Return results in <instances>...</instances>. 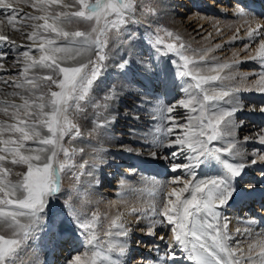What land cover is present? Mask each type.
I'll return each instance as SVG.
<instances>
[{"label":"snow or ice","instance_id":"6c2138e0","mask_svg":"<svg viewBox=\"0 0 264 264\" xmlns=\"http://www.w3.org/2000/svg\"><path fill=\"white\" fill-rule=\"evenodd\" d=\"M18 2L0 0V25L6 21L5 27L31 42L13 61L12 67L19 69L18 74L0 81L13 88L8 96L21 101L0 102L3 104L0 113L7 118L0 120V264H17L18 254L38 227L55 235L66 222L73 223L63 209H57L54 201L61 193V175L72 172L73 178L79 180L88 166L87 161L77 165L74 159L84 153V148L75 147V142L82 140L78 119L87 118L91 106L96 117L92 121L93 131L106 129L113 122L109 102L117 99L125 86L108 87L102 80L103 69L110 59V36L118 38L124 34L131 42L134 33L129 27L135 22L137 12L145 16L156 14L153 0H32V7L40 15H21L15 7ZM234 15L245 18L248 23L249 14L244 7L237 5ZM74 23L89 27L69 30ZM24 28L31 31L25 33ZM246 36L249 41L260 38L257 54L250 59H258L264 68V24H257L254 29L249 27ZM0 43L15 45L7 34H0ZM149 43L157 52L163 49L164 54L174 53L183 62L177 75L194 81L196 91L185 89L186 98L157 108L165 123L156 129V146L165 150L164 159L171 164L172 172L183 170L186 175L183 179L173 177V184L182 182L183 186H173L159 205L154 203L149 209L132 208L129 213L136 218L137 227L146 221L141 230L150 236L155 237L161 225L169 226L172 233L171 242L154 244L155 255L144 256L142 264L149 261L151 264H180L181 261L185 264H264V232L257 234L258 238L249 244L245 255L239 242L231 243L233 237L222 211L238 197L252 194L251 190L240 187L239 178L248 167L264 163V155L239 150L237 124L233 119L238 109L218 106L233 104L241 91L224 83L236 79L234 76L221 75L233 64L214 63L211 70L215 75H203L209 67L208 53L213 49L198 54L197 60L187 54L178 35L159 26L150 33ZM248 48L249 44H245L244 50ZM7 59L8 51L0 49V69ZM61 60L71 64L62 65ZM131 66L132 61L124 57L117 65L123 75H127ZM145 71L154 70L148 65ZM135 84L134 79L127 82L129 88ZM255 84L264 92V72ZM97 90L103 96L93 99ZM177 108L187 110L186 123H181L174 114ZM247 142L245 137L244 144ZM260 142L264 144V134L260 135ZM153 156L158 158V153ZM205 164L218 166L219 174L197 178L196 170ZM15 167L26 170L14 172ZM261 174L264 177V169ZM120 183L123 187L126 181ZM65 203L68 212L75 215L73 204ZM99 219L97 212L91 218L77 216L75 226L86 234L89 250L72 255L66 264H122L120 258L129 251V230L123 215L110 218L104 232L107 240L103 243L97 235ZM105 219L109 218L105 216ZM159 239L163 242L167 234Z\"/></svg>","mask_w":264,"mask_h":264},{"label":"bare ground","instance_id":"6f19581e","mask_svg":"<svg viewBox=\"0 0 264 264\" xmlns=\"http://www.w3.org/2000/svg\"><path fill=\"white\" fill-rule=\"evenodd\" d=\"M156 2L160 11L171 17L176 32L186 36L188 41L194 44L195 47L193 49L199 47L201 51L202 48L200 47H204V50H202L203 53L208 49H213L210 55L211 53H215L217 57L225 55V52L222 51L225 49L224 45L228 41H247L246 32L248 28L251 27L254 29L257 24H264V19H259L249 12H247L249 14L247 17L248 23H245V18L234 15L237 5H239V0H156ZM15 7L21 15L27 13L34 15L42 14L36 12L32 7V0H28L27 3L24 0H19ZM142 17L141 14H136L135 21L137 25L139 27L141 25L146 30L147 35L154 32V27L144 22L145 20H141ZM39 23H42V21ZM5 25L6 21L4 25H0V29H3V32H0V34L9 35L15 41V45L0 43V49L8 51L9 54V59L3 61L4 68L0 69V81L8 80L10 77H14V74H18L19 69L12 67L13 61L16 59L18 52L25 50L31 44L25 36H21L20 33L5 27ZM74 25L75 23L70 25L69 30H72ZM228 30H232L230 36L227 34ZM22 31L27 33L31 29L24 28ZM259 39L251 47V57L257 54ZM198 42L200 44L195 45ZM120 43L123 50L126 51L127 49L124 45L128 41L124 39ZM21 45L24 47H18ZM131 45V51H133L131 56L126 55V52L123 53V51L116 52V49L109 47L111 53L109 54L110 59L107 63L109 68L115 69L113 71V81L105 76L102 77V80L108 87H111V83L113 84L114 81H118L117 88L122 84L125 85L118 92L117 99L109 102L110 118L113 119V122L106 129H103V137L101 135L99 138L88 139L84 136L82 140L75 142V147L84 148L83 155H77L74 158L77 165L87 161L88 166L84 170L85 174L80 176L79 180H75L73 173L70 172V176L64 179L61 193L58 195V202L65 208L64 212L70 216L73 223L66 222L59 233L52 237L53 240L48 243L49 246H43L44 248H42V245L46 241L48 233L43 232V227H38L32 233L28 245L25 244L20 254H18L17 264H66V261L70 258V255L65 258L66 250L69 253L72 252L73 255L88 251L89 248L85 238L86 234L75 226L74 221L77 216L81 219L86 217L91 218L93 212L100 214L97 235L102 243L107 240L104 232L109 227L110 218L120 214L123 215L124 222L129 230V236L127 237L129 251L125 257L120 258L122 264L124 261L127 264H142L144 256L155 255L151 252L154 244H169L171 242L172 233L169 226H158L157 235L153 237L148 235L146 230H141L144 228L146 221H141L140 226L137 227L136 218L129 214L132 208L149 209L154 203L159 205L163 200L164 194L169 192L173 186L178 188L183 186L182 182L173 184V177L180 176L183 179L186 175L183 170L178 171L179 175L177 174L178 172H172L171 164L168 160L164 159L165 150L154 144L153 134L155 132V135L158 136L156 129L165 122L160 118L161 124L156 127L157 123L155 120L158 121L159 112L157 111L156 113V111H153L155 109L154 97L148 93L149 88L144 91L140 87L145 88L149 84V86H153V92L158 95L160 90L159 85L162 84L163 94L166 93L169 97L177 94L175 100L171 99V103L165 105L169 106L175 104L180 99L186 98L187 93L185 89L195 92V82L188 77L181 78L177 75L180 65L183 62L174 53L168 54L169 61L165 67H161V69L159 68L154 72L158 73V75L155 74L154 77H150V74L147 75L145 73L146 71L134 62V59L143 58L146 55V50L137 43H132ZM216 45H221V47L216 48ZM196 50L198 52L197 48ZM33 54L38 56V53ZM121 57L130 59L131 61L133 60L131 70L127 73L130 77L129 81L134 79L136 82L133 87L129 88L127 86L125 77L123 78L120 74L122 70L117 67ZM195 59L197 58L195 57ZM227 59L228 61L232 59L231 62L236 65L240 61L248 60L247 57L242 56ZM173 60L176 61L175 64L172 63ZM256 60L259 62L258 59ZM228 61L223 58L221 61L216 62L229 63ZM61 63L62 65L71 64V61L61 60ZM208 65L209 67L203 71L206 74L211 71L212 64ZM243 72L244 70L241 71V74ZM247 80L241 79L239 81L243 86L239 83L240 86L238 87L241 91L236 94L237 100L234 101L233 106H229V104H227L228 106L223 104V106L236 107L238 109L233 119L237 124L236 139L240 146L239 150H246L249 154L258 152V154L264 155V149L262 153H260V150L253 149L254 143H257L256 139L260 140L258 138H260L261 134H264V112L261 111L264 108V92L259 91L258 87H248L247 83H251V79L249 81ZM216 86L219 87V82ZM0 89L3 90L0 92V102L5 100L16 103L21 102L18 98L7 95V93L13 91L10 85L0 82ZM94 93L100 98L103 95V92L99 90ZM2 106L3 104L0 103V107ZM174 114L177 115L180 121L183 120L184 123L188 113L184 108H177ZM6 119L0 113V120ZM145 135L146 138H144ZM245 137L248 138L246 145L244 144ZM5 138H7V134H5ZM129 148H132L133 151L129 152ZM153 153H158V158L153 156ZM169 159H171L170 156ZM162 166H169V169H165ZM17 169L22 168L18 167ZM262 169H264V163H258L246 169L243 176L239 178V184L241 188L251 190L252 194L238 197L222 210L224 216L227 218L228 231L233 237L231 243L235 245L239 242L240 248L245 255H247L249 244L254 243L255 239L258 238L257 234L264 232V223L256 222L251 211L252 206H250L252 204L254 208H257V211L264 214V178L258 177ZM75 171L77 174L79 173L78 168ZM165 172L167 174H164ZM196 174L197 178L206 179L218 175L219 168L218 166L205 164L196 170ZM254 176H257L256 184L254 182L256 180ZM121 180L126 181L123 187L120 183ZM258 196H262L263 199L260 204ZM66 201L73 204L75 215L68 212ZM105 216L109 219H105ZM250 221L252 222L251 224H249ZM221 223L223 224L224 221L221 220ZM246 228L249 231L246 232ZM237 229H239V234L237 233ZM165 234H167V239L161 242L159 237ZM70 237L72 238L70 239ZM58 238L60 241L63 240V243H61L63 245V251H58L57 244L53 243L57 242ZM52 249H56L59 255L52 252ZM136 257L138 259L133 260ZM148 264H151V261ZM180 264H185V262L181 261Z\"/></svg>","mask_w":264,"mask_h":264},{"label":"rangeland","instance_id":"374dc122","mask_svg":"<svg viewBox=\"0 0 264 264\" xmlns=\"http://www.w3.org/2000/svg\"><path fill=\"white\" fill-rule=\"evenodd\" d=\"M221 1V0H220ZM223 1V0H222ZM153 3H154V7H155V13L156 14H152V15H148V16H145V15H142L143 17L141 18V20L143 19V21L144 22H146V23H148L149 25H151L152 27H154V30L159 26V27H162V28H166L167 30H169V31H171V32H173L174 34H176V35H178L180 38H181V42L185 45V48L187 49V54L191 57V56H195L196 58H197V60H198V56L199 55H197V54H202L203 52H202V50H204L203 48L204 47H200V48H202L201 49V51H200V49H199V47H196L197 49H198V52H197V50H196V48H194L195 49V51H194V49H193V47H195L194 46V44H192L191 43V41H188V38L186 37V36H184V35H181V34H178L177 32H176V30H175V26H174V24H173V22H172V19H171V17L170 16H168V15H165V14H163V12L162 11H160V9H159V7H158V4H157V2H156V0H153ZM179 6V5H178ZM137 14H140L139 12H137ZM88 25L86 26L85 24H83V23H75V25L72 27L73 29L72 30H87L88 29ZM129 31H132L133 33H134V38H133V40L131 41V42H129L127 39H125L124 38V34H121V38L119 37V38H114L113 39V37H114V35H112V36H110V39H109V47H111L112 49H116L115 51L116 52H118V51H123V53H125L126 55H128V56H131V54L133 53V51H131V49H132V43H137V44H139V45H141L142 47H144V49L146 50L145 51V53H146V55L143 57V58H141V59H134V62H136V64L137 65H139L143 70H145V67H147L148 65H151V68L154 70V71H152V72H145L147 75L148 74H150L149 76L150 77H154L155 76V71L157 70V69H161V67H165L166 65H167V62L169 61V56H168V54H164V51H163V49L160 51V52H157L156 50H155V48L149 43V41H150V34H148L147 35V33H146V30H144V28L143 27H141V25H140V27H139V25H137V23H136V21L134 22V23H132L131 25H130V27H129ZM227 34L230 36L231 34H232V30H228L227 31ZM161 35L163 36L164 34L163 33H161ZM111 37H112V39H111ZM127 40L128 41V43L127 44H125L124 46H126V51L125 50H123V47L121 46V43L120 42H122L123 40ZM151 39H154V36L151 38ZM167 39V38H166ZM258 39L259 38H257V40H255V41H249V40H234V41H228L225 45H224V47H225V49L222 51V52H225V55L224 56H222V57H217L216 55H215V53H211V55H210V53H208V64H214V63H218V62H216V61H221V59H226V61H228V59L227 58H235V57H247L248 58V60H246V61H243V63H239V64H234V63H232L231 62V60L232 59H230V61H228L229 62V64H233V67L231 68V69H226V71L224 70V72H222L221 73V75H230V76H234L236 79H234L233 81L232 80H230V81H225L224 83L225 84H228V85H230V86H232L233 88H235V87H238V86H240V84L243 86V84L241 83V82H239L241 79L240 78H242V76H246L247 77V81H249L250 79V82L251 83H247L248 85V87H253V88H256L257 87V85L255 84V81H257L259 78H257V77H259V74L261 73V72H264V68L262 69L260 66V62H258L256 59H250V57H251V53H252V49H251V47H253V45L256 43V41H258ZM113 41V42H112ZM170 42V41H169ZM190 42V43H189ZM242 42V43H241ZM117 43V44H116ZM252 43V44H251ZM114 44V45H113ZM200 44V42H198L197 44H195V45H199ZM245 44H249V48L247 49V50H244V45ZM228 45V46H227ZM234 46V47H233ZM236 47V48H235ZM243 48V49H242ZM235 49V50H234ZM232 50V51H231ZM200 51V52H199ZM196 52V53H195ZM217 52V51H216ZM240 52V53H239ZM111 53V51L109 50V54ZM196 54V55H194V54ZM227 53V54H226ZM215 56V57H214ZM195 57H193V58H195ZM214 58V59H212V58ZM217 57V58H216ZM226 57V58H225ZM210 58V59H209ZM138 60V61H137ZM215 60V61H214ZM133 61V60H132ZM160 61V62H159ZM162 61H164V62H162ZM108 62V61H107ZM106 62V66H105V68L103 69V74H102V77L103 76H105V77H108V79H110L111 81H113V76H114V73H113V71H115V69L114 68H109L108 67V63ZM141 62H143V66H142V64H141ZM231 62V63H230ZM247 62V63H246ZM251 62V63H250ZM253 63V64H252ZM156 64V65H155ZM257 64V65H256ZM160 65V66H159ZM157 66V67H156ZM159 66V67H158ZM235 66V67H234ZM254 66V67H253ZM237 67V68H236ZM236 68V69H235ZM239 68V69H238ZM239 71H238V70ZM244 70V72H243V74H241V71H243ZM248 70V71H247ZM250 71V72H249ZM238 72V73H237ZM140 73V72H139ZM203 73V75H215V72H212V70L209 72V73H204V72H202ZM229 73V74H228ZM250 73V74H249ZM120 74L122 75V77L124 78L125 77V79H126V82H128L129 81V75L127 74V75H123L122 74V71L120 72ZM151 74H152V76H151ZM235 74H236V76H235ZM238 74V75H237ZM245 74V75H244ZM14 75H16V74H14ZM242 75V76H241ZM240 78H239V77ZM252 78H254V79H252ZM133 80V79H132ZM236 81V82H235ZM238 81V82H237ZM236 83V84H235ZM240 83V84H239ZM118 84V81H114L113 82V84L111 83V86L112 85H117ZM158 85V84H157ZM156 85V86H157ZM160 86V90H159V92H158V95H156L155 94V96H154V103L156 104H154V107H155V109L153 110V111H156V113H157V108L158 107H160L161 105H163V106H165V105H167V104H169V103H171V99L172 100H175V98H176V96H177V94H175V95H173V96H171V97H169L168 95H166V93H162V91H163V86H162V84L161 85H159ZM153 87V86H152ZM142 90H146L147 88H149V84L145 87V88H143V87H140ZM252 88V89H253ZM103 96V95H102ZM167 96V97H166ZM97 98H100V97H97L96 95H95V93H93V99H97ZM102 98V97H101ZM163 100V101H162ZM235 100H237V96L235 97ZM225 105H227V104H225ZM263 105H264V102H263ZM219 106V105H218ZM228 106V105H227ZM229 106H233V104H229ZM237 106V105H236ZM220 107H224L223 106V103H221L220 104ZM94 109L91 107V106H89L88 107V110H87V118H79L78 119V122H79V124H80V126H81V132H82V137H86V138H90V139H93V138H99L102 134H103V129L102 130H99V131H93V127H94V125H93V123H92V121L96 118L95 116H94ZM159 112V111H158ZM156 115H158V114H156ZM159 117V119H158V121L157 120H155V122L157 123L156 124V127H157V125H159V124H161V122H160V118H161V116H160V113H159V115H158ZM181 123H183V120L182 121H180ZM187 121H185L184 123H186ZM88 125V126H87ZM156 127H155V129H156ZM158 128V127H157ZM93 136H92V135ZM91 135V136H90ZM154 144L156 145V137H157V135H155V132H154ZM102 137H103V135H102ZM258 139H260V138H258ZM256 142L257 143H254V146H253V149H256V150H260L261 152L260 153H262L263 152V149H264V144H262L261 142H260V140H257L256 139ZM139 144V143H138ZM140 145V144H139ZM65 146H68L67 144H65ZM260 148V149H259ZM262 149V150H261ZM163 168H165V169H169V166H167V167H165V166H162ZM18 167H15L14 169H13V171L15 172V171H22V170H26V168H23V169H17ZM260 171V170H259ZM164 174H167L166 172L164 173ZM178 175H179V172L177 173ZM70 176V172L69 173H67V174H62L61 175V188H62V186H63V182H64V179L65 178H68ZM259 178L260 177H262V174H261V171L259 172V176H258ZM13 179H15L16 177L15 176H13L12 177ZM262 178H264V177H262ZM254 179H256L254 182H255V184L257 183V176H254ZM58 199H59V196L56 198V200L54 201V203H55V206L57 207V209H63V211L65 210V208L62 206V204L61 203H59L58 202ZM43 232H45V233H48V236H47V239H46V241L44 242V244L42 245V248H44L43 246H49V242H51L53 239H52V237L54 236V234L53 233H51V232H49L48 230H46L45 228H43ZM67 235V234H66ZM69 236V235H68ZM65 240V239H64ZM28 242H29V240L25 243V244H27L28 245ZM54 244H57V247H58V251H60V250H63V245L61 244V243H63V240L62 241H60V239L58 238V241L57 242H53ZM60 244H61V246H60ZM38 245H40V244H38ZM52 252H54V253H56V249H52ZM151 252H152V250H151ZM153 254H155L154 252H153ZM58 255H59V253H58ZM62 258V257H61ZM138 258L136 257V258H134L133 260H137Z\"/></svg>","mask_w":264,"mask_h":264}]
</instances>
